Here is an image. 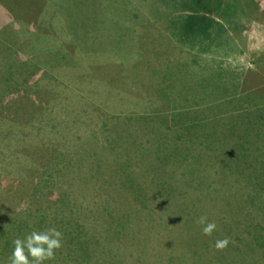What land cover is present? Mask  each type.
I'll return each instance as SVG.
<instances>
[{
    "label": "rangeland",
    "instance_id": "1",
    "mask_svg": "<svg viewBox=\"0 0 264 264\" xmlns=\"http://www.w3.org/2000/svg\"><path fill=\"white\" fill-rule=\"evenodd\" d=\"M83 1L84 4L91 3V6L83 5L76 0H66L65 2L68 5L61 4L63 14L60 16H64L68 20L53 19L50 21L45 20L49 16L48 14L53 17L50 12V3L45 5L46 0H0V31L9 24L14 27L11 29L15 33L17 32V42L23 46L20 51L22 61L36 60L38 64L46 63V60H49L47 53L53 54L51 59L53 63L49 70L39 68L38 74L30 79L27 78L29 79L28 86L21 87L22 89L19 88L17 91H13V89L6 90L3 79H1L4 76L2 71H6L7 66H10L9 61L12 63L13 59L16 62H13V67H18L17 65L21 63V59L16 55H11L14 45L13 39L9 38V34L1 35L0 193L6 198H14L19 202L9 204L5 201L0 203V218H6L4 219L5 221L9 220L10 218L8 217L17 210L18 212L23 210L25 213H30L28 211L31 210L37 213L38 211L35 210L41 207L37 203H31L32 200L22 191L25 185L23 182H31L33 178L38 177L41 171L37 172L24 161L31 158L36 161L37 165L44 167V164L51 158L47 156L56 153L53 151L55 148L53 142L56 139H54V135L50 137L42 133V140L46 141V146L44 147L41 143L36 145L39 139L32 137L31 131L34 128L44 129L39 126L41 123H38L36 118L42 123H48L51 120L52 128H55L56 131L63 129L68 133L74 132L79 135V128L81 132L84 131L83 133L87 135L84 120L88 119V115H91L92 110L96 107L100 108L101 104H104L102 98L110 100L108 102L109 105L112 103H115L114 105H122L119 99L121 94L125 96L130 110L147 114L150 125L161 128L176 127L177 117L170 116L172 107L167 102L161 108L150 109L148 107V103L151 102L149 98L155 94L154 92L151 93V89L153 91L156 86V83L152 82V80H154L155 75L160 76L164 80V75L161 72L165 71L168 65L173 64L182 65L184 63L185 65L195 62L194 69H192L198 70V73L201 71L202 74L199 73L200 76L208 74L211 70L209 74H212L214 82L216 81L212 85L213 89L216 91L217 97H221L224 102V105L220 106L221 108L218 106L214 107L215 114L212 115L216 118L219 111H222V119L224 121L222 123L218 121V126L219 124L227 127L236 125L231 130L234 134L233 136H223L218 142L214 137L212 141L209 140L211 151L207 152V154H200V157L197 156V151L191 152L187 151L186 148H182V159L189 160L194 168L198 166L197 164L201 165L203 163L199 167V175L201 173L210 174V176L217 174L218 177L223 178L230 177L235 172L240 174V166L236 167L235 172H226L217 169L215 166L224 167L228 161L236 162L238 166L240 157H242L243 161L247 160L242 165L244 169L255 172L261 177L264 176V122L260 123L259 120L258 124L256 123V115L264 114V59L260 58L262 56L261 52H264V0H256L259 3V8L254 12L252 18L248 16L252 12L244 13L242 8L240 9L233 4V1L224 0L222 7L225 12L223 15L227 17L220 18L217 15H210L203 19L191 10V8L196 9L198 6L193 4L186 6V0H164L159 8L165 12L160 14V16L165 18L162 19L159 16L158 21L147 19L141 23L143 27L145 25V30L140 25H134V29L130 28L133 20L134 23L136 20L133 18L132 12L128 13L126 11L127 4L122 0H114L113 2L106 0ZM127 1L135 6L138 2V0ZM73 5L76 6L73 7L72 11L68 7ZM55 6L56 3L53 2V7ZM115 6L119 8V11L114 14ZM191 13L193 16H189ZM116 18L121 19L123 25H117L115 23ZM190 18H194V20L189 27L186 22ZM163 20L179 21L176 22L175 28H173L162 23ZM201 20H204L206 24H203ZM77 22L78 24H76ZM232 23L234 26H232ZM72 25L82 31V36L88 29L91 31L90 35L96 33L102 40L98 45L99 50L109 48L107 41L112 42L113 45L120 46L119 49L123 50L116 52L115 57H120L124 62L115 60L111 53L100 54L96 58L90 57V60H92L91 65L86 64L87 61L83 56L78 60V57H74L75 54L83 52L85 48L79 47L81 51L79 49L75 51L76 48L70 42L72 33L70 34L68 29V26L71 29ZM121 29H123V32ZM218 31L231 33L233 41L228 38L229 43L221 45L217 41ZM211 34L214 42H212V39L204 43L198 42L199 37L208 36L211 38ZM89 42L90 40L86 43ZM200 43L209 50L203 49ZM90 46H93V44ZM61 52L69 53L76 60V63L70 67H65L64 65L69 64L70 60ZM122 63L125 65L119 66L123 65ZM67 68L70 73L59 72L56 74L54 72ZM71 69L75 70L72 71ZM15 78L20 84L24 79L21 74L15 75ZM219 88H222L224 92L220 93ZM146 91L147 96L145 97ZM148 92L151 96H149ZM109 93H113V96L110 98L104 96ZM115 93H117L118 98L113 99ZM228 94L233 96V98L228 97ZM151 104H153V99ZM227 104H230V107H227ZM153 111L166 113L158 115L153 113ZM248 118L249 120L253 119L254 125L249 136L245 135L248 129ZM226 120L229 122L225 124ZM34 131L37 132L36 129ZM257 131L262 132V135H259ZM162 133L167 134L164 131ZM25 134L30 136V138L26 140L27 143L23 141V145L20 144V140L23 139L19 140V136ZM149 137L152 140L154 139V135L151 132ZM171 140H173V136L170 134L168 139L157 138L154 141L170 143ZM238 140L240 142L245 141L249 146L246 157H244V153L247 151L238 150V152H234L230 149L232 152L230 153L228 149L232 143L230 141L236 142ZM47 141H51V143ZM221 142H226L228 146L224 145L226 143ZM191 146L192 148L195 147L194 145ZM256 149L262 150L257 152ZM21 156L23 158L20 160ZM184 162L186 161L184 160ZM206 165L207 169L205 168ZM210 167L212 169H209ZM64 171L70 182L78 185L74 181V178H76L74 176L75 171H71L70 164L69 167H65ZM63 180L67 181L66 178H63ZM28 186L29 188L27 189H30L31 183ZM88 194L93 193L91 191ZM92 196L85 204V208H89L83 216L88 226L94 227L95 224L100 228L98 223H93V215L96 213L93 208L94 200ZM169 204L177 219L170 217L166 225H161L160 229L156 230L152 227L140 235V239L147 243L149 248L147 253L150 254H139V250L136 251L134 246L130 250L133 254L127 253L117 256L118 264H159L152 262L154 259H158L156 254L158 251V253L161 251L165 254L164 256L167 260L179 255L185 257L183 259L177 258L173 264H226L233 259L227 254L226 257L219 260L207 261L205 259L207 254L189 253L190 250L185 248L189 242L183 241V244H180L181 242L180 240L177 241V237L184 235L180 233L181 228L192 226L191 228L194 229L195 220L177 203ZM49 207L51 206L43 208L47 209ZM43 208L41 209L44 210ZM48 212L51 213V211ZM16 214L17 212L13 217ZM158 223H160L159 220ZM1 227H3V230L0 231V248L4 246L6 255L12 254L13 241L15 239H24L27 234L35 231L32 230L33 228L30 225H26L22 218L7 222L5 225L0 224V230ZM146 231H149L148 235L152 237L148 241L145 236ZM162 235L176 237L174 241L178 242V244H173L175 247H169L170 244L164 243V240L158 242L159 239H165V237H161ZM67 241L68 243L70 242L68 238L66 240L62 237V246L55 250V254H82L77 251L78 246L76 244L70 247L66 243ZM190 241H192V238H190ZM9 246H12L11 251L8 249ZM152 254L153 257L151 256ZM99 255L103 259V254ZM10 257L8 255L9 260ZM62 257L65 258V256ZM79 260V255H76L74 261L78 264Z\"/></svg>",
    "mask_w": 264,
    "mask_h": 264
},
{
    "label": "trees",
    "instance_id": "2",
    "mask_svg": "<svg viewBox=\"0 0 264 264\" xmlns=\"http://www.w3.org/2000/svg\"><path fill=\"white\" fill-rule=\"evenodd\" d=\"M46 1L45 5L50 3V12L53 17L48 14L49 16L45 20H68L64 16H60L63 14L61 4L68 5L65 2L66 0ZM76 1L91 6V3L84 4L83 0ZM106 1L113 2L114 0ZM122 1L127 4L126 11L128 13L132 12L133 18L136 20L135 23L133 20L132 27H130L133 29L136 25L142 26L141 23L147 19L158 21L161 17L160 14L165 13L159 8L164 0H138L136 6L133 3H128L127 0ZM223 1L186 0L185 5L198 6V8H191V10L199 17L201 16L202 19L210 15H217L221 18L227 17L223 15L225 12L222 7ZM231 1L236 7L242 8L244 13L252 12L250 15L247 14L250 18L259 8V3L256 0ZM53 2L56 3L55 7H53ZM74 6L76 5L68 8L73 11ZM118 9L117 6L114 7V14L118 13ZM106 11L108 10L106 9ZM190 15L193 16L192 13ZM193 20L194 18H190L186 24L190 27ZM178 21L163 20L162 23L175 28ZM201 22L206 24L204 20H201ZM115 23L123 25V21L118 18L115 19ZM72 26L71 29L68 26V29L70 34L72 33L70 42L76 48L75 51L79 47L85 48L83 52L75 54L74 57H78V60L83 56L87 61L86 64L91 65L92 60H90V57L96 58L100 54L111 53L115 60L124 62L120 57H115L116 52L123 50L119 49L120 46L107 41L109 48L99 50L98 45L102 40L96 33L90 35L91 31L88 29L82 36V31L75 28V25ZM232 26H234L233 23ZM11 28L14 27L9 24L0 31V40L1 35L9 34V38L13 39L14 45L11 55H16L21 59L20 51L23 46L17 42V32L15 33ZM142 28L145 30V25ZM121 31L123 32V29ZM211 39L209 37L208 41ZM89 40L90 42L86 43ZM92 44L93 46H90ZM261 53L260 58L264 59V52ZM61 54H64L70 60L69 64L64 65L65 67H70L76 63V60L69 53L61 52ZM47 55L49 60L45 59L46 63L42 62L41 64H38L36 60L26 62L21 59V63L17 65L18 67L14 68L15 59L12 60L14 63L9 61L10 66H7L6 71H2L4 76L1 77L6 90L13 89V91H17L21 87L28 86L29 79L38 74L39 68L49 70L53 63L51 60L53 54L49 52ZM122 64L119 66L125 65ZM71 70L74 71L75 69ZM54 72L56 74L59 72L68 73L69 70L67 68ZM20 74L24 78L21 84L15 78V75ZM117 93H115L113 99H116ZM104 96L110 98L113 93ZM119 99L122 105H114L115 103L112 102L109 105L110 100L102 98L104 104H101L100 108L96 107L92 112L90 111L91 115L89 114L88 119L84 120L87 135L83 133L84 131L81 132L79 128V135L74 132L68 133L63 129L56 131L55 128H52L51 120L48 123H42L36 118V121L41 123L39 126L44 128H34L37 132L34 129L31 131L32 137L39 139L36 145L41 143L44 147L46 146V141L42 140V133L50 137L54 135V139H56L53 142L55 146L53 151L56 153L47 156L51 158L44 164V167L37 165L36 161L31 158L24 161L37 172L41 171L38 177L33 178L31 182H23L25 185L22 188V191L32 200L31 203H37L41 207L35 210L38 211L37 213L31 210L28 211L30 213H25L23 210L18 212L17 210L14 217L13 215L16 212L8 217L9 220L5 221L6 218H0V224L5 225L7 222L22 218L26 225L33 228L32 230L39 227V230L43 231L55 227L62 233L63 238L69 239L70 242L67 241L66 243L70 247L76 244L78 246L77 251L82 253L55 254L54 258L47 261L46 264H77L74 261L76 255H79L80 259L78 264H118L117 256H120V253L113 254L114 252L109 250V245L121 242V245L127 246L128 243L133 244L132 242L139 240V235H142L145 230H150L152 227L158 229L160 225L158 220L160 223L166 224L170 217H176L169 203H177L195 220L194 229L191 228L192 226L181 228L180 233L184 235L177 237L181 243L183 241L189 242L184 247H188L187 250H190V253L207 254L209 255H206L205 259L207 261L219 260L228 254L233 259L226 264H264V176L261 177L255 172L244 169L242 165L247 160L243 161L242 157H240L238 166L233 161L226 162L224 167L215 166L217 169L226 172H235L236 167L240 166V174L235 172L230 177L223 178L218 177L217 174L210 176V174L200 172L201 175H199V167L203 163L201 165L197 164L198 166L194 168L189 160L182 159V148H186L187 151L191 152L197 151V156L200 157V154H207L211 151L209 140L212 141L214 137L218 142L223 136H233L231 130L236 125L227 127L216 124L215 130H211L212 126L204 120L205 115L200 113L192 117H182L181 115L178 120L182 119L184 121L182 129L180 128L181 125L180 127L168 129L154 127L149 124L146 113L130 110L125 96L120 94ZM252 120L248 118V129L245 134L247 136L250 135L251 128H254ZM259 120L260 123L264 122V114L256 115L257 124ZM219 121L222 123L224 120L221 118ZM227 122L229 121L226 120L225 124ZM162 131L167 134H163ZM150 132L154 135L153 140L149 137ZM257 132L262 135V132ZM170 134L173 136L170 143L154 141L157 138L168 139ZM29 138L30 136L26 134L20 135L19 140L23 139L20 140V144L24 145L23 141L26 142ZM47 142L51 143V141ZM230 142H232L230 148L228 147L230 153H232L231 150L234 152L240 150L247 151L244 153V157L248 155L249 146L245 141ZM243 144L244 146H242ZM191 145L195 147L192 148ZM224 145L228 146L227 143ZM258 150L260 152L262 149H256L257 152ZM22 158L21 156L19 159ZM69 164L71 171H75L74 176L76 178H74V181L78 185L70 182L68 176H66L64 169L66 166L69 167ZM205 168L207 169V165ZM209 169H212V167ZM63 178H66L67 181H64ZM29 183H31V186L30 189H27ZM91 191L93 194H88ZM91 196L94 200L93 208L96 213L93 215V223H98L101 228V231L98 230L94 234L89 231L91 226L85 223L83 216L89 208L86 209L85 204ZM5 201L9 204L19 202L14 198H6L0 193V203ZM48 206L51 207L43 208ZM49 210H51V213L48 212ZM202 216H206L208 222L216 224V229L210 236L203 234L202 227L198 223ZM50 218H53V220L50 221ZM2 230L3 227L0 231ZM149 233V231L145 232L147 241L150 238L152 239L148 235ZM161 237H165V239H159L158 242L164 240V243L170 244L169 247H174L175 238L168 237V239L166 235ZM190 238H192V241H190ZM224 238L229 239L228 246L222 250L216 249L214 246L216 240ZM101 239L105 243H102ZM147 246L144 241H141L136 245V249L139 250V254H149L147 253L149 249ZM95 247H98L99 250L107 249L111 254H103L102 259L99 254H96ZM8 249L11 251L12 246H9ZM158 252H156L158 259H155L154 262H167L165 254L161 251ZM5 253L4 246H1L0 264H10L8 255L11 256L12 254L6 255ZM62 256H65V258ZM177 258H170L168 260L169 264H173Z\"/></svg>",
    "mask_w": 264,
    "mask_h": 264
},
{
    "label": "crops",
    "instance_id": "3",
    "mask_svg": "<svg viewBox=\"0 0 264 264\" xmlns=\"http://www.w3.org/2000/svg\"><path fill=\"white\" fill-rule=\"evenodd\" d=\"M231 35L232 34L228 32L222 33L218 31V35H217L218 40L217 39L216 40L220 42L221 45H223V44L229 43L228 38L230 41H233V38ZM211 36H212L211 38L213 39L212 42H214L213 35L211 34ZM208 38H209L208 36H205L202 38L199 37L198 42L199 41L203 43L208 42ZM202 46H203V49L209 50L207 47H204V45ZM194 65H195V62H192L190 64H185V65L184 63H182V65H179V64L168 65L167 69L161 72L164 75V78H165L164 80H162L160 76L155 75L154 80H152V82L156 83L155 89H153L152 91L150 87L151 93L154 92L155 94L154 96L149 98L151 102L153 99V104H151V102L148 103V107L150 109H157L158 107L161 108L162 105L165 104V102H167V104L170 107H172L170 116L177 117L176 127H180L181 125V129L183 128V125H184V121L182 119L180 121L178 120V118H180L181 115L182 117H185V116L192 117L193 115L195 116L196 114L197 115L200 113L201 115L204 114L205 115L204 120L208 122V125L212 126L211 130H215L216 128L215 124H218V121L222 118V111H219V114L217 115L218 118L217 116L216 118H214L212 115V114H215L214 107H217V106L220 107L222 104L224 105V102L221 97L220 98L217 97L216 91L213 89L212 85L215 84L216 81L214 82V77H212L213 75L209 74L211 73V70L208 72V74L200 76L199 73H201V71H199L198 73V70L197 71L193 70ZM186 67H189V68H186ZM219 91L220 93L224 92L222 88H219ZM148 94L149 96H151L149 92ZM144 96L145 97L147 96V91L144 94ZM228 97L233 98V96H230V94H228ZM227 107H230V104H227ZM153 113L165 114L166 112L153 111ZM168 128H173V126L168 127ZM51 220H53V218H50V221ZM161 225H166V224L161 223L158 229H160ZM34 230L39 231V227ZM98 230L101 231V228H99L98 225H95V224H94V227L91 226V229H89L91 234H94V232H98ZM140 235H139V238H140ZM168 237H171V239H174L172 235ZM141 241L143 240L139 239L137 241L132 242L133 244L128 243L127 246L121 245V242L114 243V244L109 245L110 246L109 250H112V252H114L113 254H119V253L120 254H127V253L133 254L130 252V250H132L134 246H135L134 248H136V245L140 243ZM101 242L105 243L104 240L102 239H101ZM173 244H178V242L174 241ZM180 244H183V243H180ZM94 249L96 251V254H111L109 251H107V249L99 250L98 247H95ZM136 251L138 250L136 249ZM92 254H95V253H92ZM151 256H153V254ZM176 257H178L179 259L185 258V257H181L180 255ZM154 261L155 259L152 262ZM164 263L169 264V261L167 260V262H161V264H164Z\"/></svg>",
    "mask_w": 264,
    "mask_h": 264
},
{
    "label": "clouds",
    "instance_id": "4",
    "mask_svg": "<svg viewBox=\"0 0 264 264\" xmlns=\"http://www.w3.org/2000/svg\"><path fill=\"white\" fill-rule=\"evenodd\" d=\"M198 223L204 235L210 236L216 229V224L208 222L206 216L200 217ZM230 243L229 239H218L215 248L222 250ZM14 248L10 257V264H45L52 260L55 250L62 246V233L55 227L45 231H32L24 239L17 238L13 241Z\"/></svg>",
    "mask_w": 264,
    "mask_h": 264
}]
</instances>
